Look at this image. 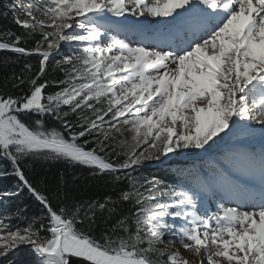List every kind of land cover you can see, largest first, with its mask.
Listing matches in <instances>:
<instances>
[{"label": "snow or ice", "instance_id": "1", "mask_svg": "<svg viewBox=\"0 0 264 264\" xmlns=\"http://www.w3.org/2000/svg\"><path fill=\"white\" fill-rule=\"evenodd\" d=\"M0 16L22 29L0 51L24 58L0 90V176L16 179L0 205L41 206L0 213V264L22 249L30 264H264V0H13ZM193 156L173 184L135 175ZM48 161L113 194L34 182Z\"/></svg>", "mask_w": 264, "mask_h": 264}, {"label": "trees", "instance_id": "2", "mask_svg": "<svg viewBox=\"0 0 264 264\" xmlns=\"http://www.w3.org/2000/svg\"><path fill=\"white\" fill-rule=\"evenodd\" d=\"M13 0H0V11L3 10L5 4L12 3ZM11 30L17 34L22 33V29L11 23L9 20L0 16V32ZM31 46V42H29ZM64 51H68L66 46ZM18 59L15 53L0 51V90H8L12 88L7 78L11 76L13 70L20 71L24 58H19L20 63H13ZM28 62L35 65L37 60L35 57L29 58ZM55 75V74H54ZM49 127H58L55 121L48 122ZM158 162H150L140 168L135 175L141 177H153L161 180L165 184H173L179 180L176 169L186 168L191 166V162L182 159H172L164 165L156 164ZM2 165V162H0ZM64 175L69 188L67 189L73 196L78 199H87L89 197L96 198L105 195L113 194L111 189L107 187L103 181H94L89 176L86 170L73 169L63 162H41L37 163L34 171L30 174L34 182L43 181L54 185L55 181ZM76 177L74 180L73 177ZM16 179L13 176H0V190H10L14 188ZM17 206H26L29 214H37L41 210L38 202L34 201L27 192H24L20 197L7 205H0V213L5 210L14 211ZM10 259L17 260V264H30L34 257L28 253L27 249H22L18 256L10 257Z\"/></svg>", "mask_w": 264, "mask_h": 264}, {"label": "rangeland", "instance_id": "3", "mask_svg": "<svg viewBox=\"0 0 264 264\" xmlns=\"http://www.w3.org/2000/svg\"><path fill=\"white\" fill-rule=\"evenodd\" d=\"M178 158H180V159H182V160L193 161L194 164L197 163V162H195V159L197 158V157H195V156H193V157H187V158H185V157H177V159H178ZM197 159H199V158H197ZM211 206H212V205H211ZM211 206H210V207H211ZM212 208H213V207H212ZM176 247H177V248H180L182 254H183L186 258H188L189 260H196V257H194V256L190 255L188 252H186V251H185V250H184L179 244H177Z\"/></svg>", "mask_w": 264, "mask_h": 264}, {"label": "bare ground", "instance_id": "4", "mask_svg": "<svg viewBox=\"0 0 264 264\" xmlns=\"http://www.w3.org/2000/svg\"><path fill=\"white\" fill-rule=\"evenodd\" d=\"M212 205V207L214 208L215 207V204L213 203V204H211Z\"/></svg>", "mask_w": 264, "mask_h": 264}, {"label": "water", "instance_id": "5", "mask_svg": "<svg viewBox=\"0 0 264 264\" xmlns=\"http://www.w3.org/2000/svg\"><path fill=\"white\" fill-rule=\"evenodd\" d=\"M156 164H160V163L158 162V163H154V164H152V165H156Z\"/></svg>", "mask_w": 264, "mask_h": 264}]
</instances>
